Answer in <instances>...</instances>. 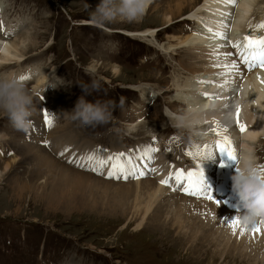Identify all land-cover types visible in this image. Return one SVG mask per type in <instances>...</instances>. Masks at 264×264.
Here are the masks:
<instances>
[{
	"label": "bare ground",
	"instance_id": "1",
	"mask_svg": "<svg viewBox=\"0 0 264 264\" xmlns=\"http://www.w3.org/2000/svg\"><path fill=\"white\" fill-rule=\"evenodd\" d=\"M153 11H157L158 25L130 33L141 36L156 47L160 52L158 66L164 59L167 63L157 70L149 65L153 69L148 67L147 71L150 70L152 75L145 76L149 82L140 83L138 101L130 109L123 108L120 120L125 126V137H131V133L132 136H139V139L133 140L130 147L124 146L122 142L125 139L119 133L114 136L112 145V156L124 153L122 161L131 160L133 165H138L139 170L147 174L139 178H109V175L106 176L112 170V162L106 155L109 149L99 147L100 153L104 154L100 156L98 149L72 148L71 145L76 142L60 145L59 134H64L67 122L63 114L56 117L47 113L53 126L49 128L44 120L38 119L41 122L39 134L35 136L33 145H28H32V156L27 159L35 161L31 169L32 180L37 179L32 192L40 201L47 192L51 205L48 212H55L64 201L60 208H66L67 213L86 211L102 216L115 214L124 219L125 224L134 225L136 231L149 227L159 233L172 234L179 245L183 241L193 253L197 244V247L211 248L219 255L226 252L238 256L247 264H264V218H259L255 225H243L239 214L244 210L235 206L238 199H227L226 194L220 192L226 186L220 191L216 190L214 195L212 188L206 187L208 194L214 196L209 200L204 194L179 192V187L174 184L161 185L157 176H173L180 170L184 171L185 176L193 172L197 174L194 175L195 183L200 181L199 174H202V186H206L207 181H213L214 176L222 171L230 181L231 165L228 163L230 160L224 159L226 154L220 153L218 163L212 158L206 159L209 152L213 154L212 157L219 152L217 142H222L226 136L233 149L252 159L254 167H257L255 174L258 179H264L261 176V173L264 174V158L261 155V148L264 150V67L256 64L249 69L247 63L238 60L237 54L245 42H236L235 45L239 47L228 46L229 39L233 40L243 33L253 35L252 39H264V27H258L264 23V0H235L234 3L228 0H152L143 17ZM214 18L217 20L214 21ZM186 21L194 23L193 26ZM1 31L3 35H8L11 31L15 33L16 27L3 25ZM159 32H166L167 40L159 41ZM28 45L21 37L0 38V67L24 62V51ZM233 64L236 66L232 67ZM106 66V63L100 65L98 62L88 69L96 73L100 67ZM108 67L115 77L125 74L120 64L112 63ZM12 71L6 74L20 79L23 75H29L26 70L23 75ZM56 75V70L46 75L40 74L32 90L44 94ZM28 79H24V83ZM152 81H157L158 85L152 84ZM237 111L239 122L246 126L245 131H241L237 123ZM143 112H148L144 118ZM188 112L196 114L197 118L190 131L177 129L168 118L173 114ZM159 121L167 125L160 126ZM217 122L220 126L218 130L223 135H217L213 130L217 128ZM225 128L226 132L223 131ZM171 136L176 138L172 139ZM1 138L4 139V136ZM41 144L46 145L48 150ZM79 144L83 146L85 141ZM149 147L158 150L151 154L153 159L145 155ZM88 156L108 162L101 168L95 161L89 164L85 159ZM16 160L17 157L11 158L3 172L9 171ZM237 168L241 170L240 161ZM65 180L79 184V188L85 192L79 197L66 199L69 194L63 193L61 185ZM28 188L27 182L18 183L16 197L21 198ZM41 192L44 195L39 196ZM231 192H234L233 189ZM237 219L240 224L234 234L230 226Z\"/></svg>",
	"mask_w": 264,
	"mask_h": 264
},
{
	"label": "rangeland",
	"instance_id": "2",
	"mask_svg": "<svg viewBox=\"0 0 264 264\" xmlns=\"http://www.w3.org/2000/svg\"><path fill=\"white\" fill-rule=\"evenodd\" d=\"M99 3L100 0H0V38L21 37L29 44L24 51L26 60L19 65L0 67V74L11 70L18 74L28 71L29 79L25 83L34 95L36 107L33 126L27 133L15 130L7 117L0 114V264H247L238 256L226 252L219 255L211 248L201 249L197 244L193 253L183 241L179 245L172 234L159 233L149 227L136 231L134 225L125 224V220L115 214L67 213L66 208H60L64 201L55 212H48L51 205L47 192L39 194L45 197L42 201L32 192L37 180H32L31 172L35 161L27 157L32 156L33 141L39 134L41 122L38 119L45 121L47 113L56 117L63 114L67 124L64 134H59L60 145L76 142L72 148L92 151L102 147L109 149L106 155L111 157L114 136L120 133L125 139L123 145L128 147L133 140L139 139L131 133V137H125V126L120 120L123 108L130 109L138 101L141 84L149 82L145 76L152 75L150 70L147 71L151 68L149 65L157 70L167 63L164 59L159 67L160 52L156 47L130 33L158 25L157 11L135 23L86 24L92 22L91 13ZM193 24L189 25L192 27ZM3 25L15 26V33L3 35ZM167 35L159 32L157 39L167 40ZM98 62L108 66L120 64L125 74L115 77L108 66L100 67L96 73L88 69ZM53 70H56L55 77L60 78L56 87L49 85L44 94L34 92L32 86L37 76ZM93 81L98 82V91L92 89ZM151 83L158 85L157 81ZM84 88H87L86 92ZM80 97L92 103L114 102L112 121L102 126L85 127L71 120L68 113L73 111ZM148 112H143L142 118L147 114L150 116V110ZM159 125L167 123L159 121ZM81 141H85L83 146L79 144ZM29 143L32 145L28 146ZM43 146L48 150L41 144ZM98 154L104 155L100 151ZM13 157L17 160L11 164V169L3 172L5 164ZM20 182H27L29 188L17 198L16 187ZM61 185L63 193L69 194L66 199L85 192L79 184L74 185L69 180L62 181Z\"/></svg>",
	"mask_w": 264,
	"mask_h": 264
},
{
	"label": "clouds",
	"instance_id": "3",
	"mask_svg": "<svg viewBox=\"0 0 264 264\" xmlns=\"http://www.w3.org/2000/svg\"><path fill=\"white\" fill-rule=\"evenodd\" d=\"M151 3L152 0H100L91 13V20L96 26L117 21L137 22L146 14ZM59 79L55 77L49 85L55 88ZM91 87L98 91L100 86L93 81ZM84 90L86 92L87 88ZM115 107L112 101L92 103L80 97L68 116L82 126L97 127L112 121ZM35 112L34 95L24 81L15 75L0 74V114L7 117L11 126L27 133L33 126ZM168 118L180 130L190 131L197 122L196 114L191 112L173 114ZM240 164L241 170L232 177L233 191L239 198V206L244 210L239 214V219L245 226L255 225L259 218H264V181H260L255 174L250 157L242 156Z\"/></svg>",
	"mask_w": 264,
	"mask_h": 264
},
{
	"label": "snow or ice",
	"instance_id": "4",
	"mask_svg": "<svg viewBox=\"0 0 264 264\" xmlns=\"http://www.w3.org/2000/svg\"><path fill=\"white\" fill-rule=\"evenodd\" d=\"M228 2L234 3L235 0H228ZM258 27H264V23H262L261 25H258ZM209 31H211V29H209ZM217 35H222V34L217 33ZM233 46L239 47V45H233ZM244 47H245V49L251 50L249 52V55H247V56L244 55L243 52H241V57L244 60V62L249 65V69H251V67L256 66V64H259V66L264 67V39L256 40V39H252L251 37H246ZM235 66H236L235 64L232 65V67H235ZM24 79H27V77H21V80H24ZM200 82L206 83V81H200ZM203 95H208V94L204 93ZM44 119H45V122L47 123L48 127L51 128L53 126L52 119L47 114H45ZM237 123L239 124L241 131L246 130V126L239 122V111H237ZM219 127H220L219 123L217 122V128L213 129V130L216 131L217 135H223V133L218 130ZM223 131L226 132L227 129L225 128ZM230 145H231V141L226 136L224 137L223 142H219V141L217 142V147L219 148V153L226 154L230 160L235 161L236 157L234 154V150L231 149ZM156 151H158L156 148L149 147L147 149V151L145 152V155H147L149 159H153V156L151 154L155 153ZM124 155H125L124 153H117L115 156L108 158V160L112 162V164H111L112 170L109 172V178H113V177L123 178V179L139 178V177H143L147 174L144 171L139 170L138 165H133L131 160H127V162L122 161L121 157H123ZM188 155H192V153H188ZM212 155L213 154L211 152H209L206 159L212 158ZM85 159L88 161L89 164H91L93 161H95V164L101 168L104 167L105 164L108 162L106 160L97 159L94 156H88V157H85ZM93 170H95V168H93ZM262 170H264V166H262ZM152 171H155V169H152ZM194 175H197V174L193 173V172H188L187 175L185 176L184 171L180 170L174 174V179H175L177 184L182 186V182L185 179L190 182ZM199 175L201 176V179L196 185V190L192 191L191 187H189L188 189H185L186 193L189 195L204 194L207 196V199L212 200L213 195L208 194V189L206 187L202 186L203 185V177H202V174H199ZM171 179H173L172 176L167 177V178L161 180V184L165 185V186H169V181ZM239 224H240V221L238 219L233 220L230 227L233 229L234 234H235V229L237 227H239ZM255 231L258 232V231H260V229H255Z\"/></svg>",
	"mask_w": 264,
	"mask_h": 264
}]
</instances>
